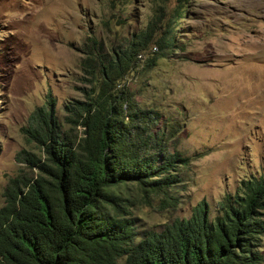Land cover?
Masks as SVG:
<instances>
[{"label": "rangeland", "instance_id": "1", "mask_svg": "<svg viewBox=\"0 0 264 264\" xmlns=\"http://www.w3.org/2000/svg\"><path fill=\"white\" fill-rule=\"evenodd\" d=\"M152 22L154 41L122 87L158 113L171 149L193 159L168 194L113 188L140 232L161 231L203 203L213 219L243 179L264 177V0H0V209L12 178L40 175L32 164L45 158L31 133L37 108L82 135L65 106L84 99L77 87L87 37L111 45ZM162 36L175 45L162 49Z\"/></svg>", "mask_w": 264, "mask_h": 264}, {"label": "trees", "instance_id": "2", "mask_svg": "<svg viewBox=\"0 0 264 264\" xmlns=\"http://www.w3.org/2000/svg\"><path fill=\"white\" fill-rule=\"evenodd\" d=\"M153 27L111 45L87 37L81 48L84 85L77 87L84 99L65 106L66 121L82 127L80 137L63 130L53 110L35 111L31 133L45 158L32 159L38 177L23 173L6 189L0 264H264V177L243 179L215 218L203 203L161 231L140 232L113 190L136 183L147 193L168 194L193 159L176 145L171 149L173 135L158 127V113L139 107L122 87L154 41ZM156 43L162 49L175 45L164 36Z\"/></svg>", "mask_w": 264, "mask_h": 264}]
</instances>
